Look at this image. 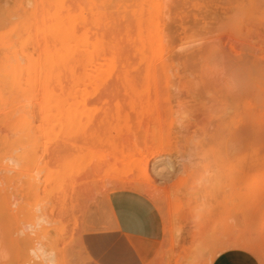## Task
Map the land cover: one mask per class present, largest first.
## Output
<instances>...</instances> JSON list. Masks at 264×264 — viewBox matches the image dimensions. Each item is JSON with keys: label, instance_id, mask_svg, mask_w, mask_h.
<instances>
[{"label": "rangeland", "instance_id": "374dc122", "mask_svg": "<svg viewBox=\"0 0 264 264\" xmlns=\"http://www.w3.org/2000/svg\"><path fill=\"white\" fill-rule=\"evenodd\" d=\"M166 6L131 84L51 100L50 0H0V264H264V0ZM114 189L155 204L160 241L115 235Z\"/></svg>", "mask_w": 264, "mask_h": 264}, {"label": "bare ground", "instance_id": "6f19581e", "mask_svg": "<svg viewBox=\"0 0 264 264\" xmlns=\"http://www.w3.org/2000/svg\"><path fill=\"white\" fill-rule=\"evenodd\" d=\"M124 1L50 0L51 9L47 13L50 18L48 30L52 39V50L50 56H46L50 57L49 69L53 75L59 77V74H64L68 83V87L65 90L60 88L59 93L51 89L52 92L48 94L51 100L94 97L100 93L99 88L115 85V80L123 85L131 84L130 54L126 49H130L131 45L135 52L142 54L151 47L152 36L162 35L163 31L160 33L159 30V22L162 20L159 19H162L161 13L165 12L162 16L167 14L166 8L171 4L166 5L171 0H136L132 9H129L131 4ZM116 3H121L118 8ZM128 13L134 20L128 17ZM125 15L128 22L123 20L126 22L123 29L118 23L122 19H117L124 18ZM42 18V22H45L42 30L46 31L48 22L46 23V18ZM122 40H126L127 44L125 42L122 45ZM160 43L159 38L155 44L153 42L154 46ZM142 59L144 62L145 56ZM142 59L140 58V63ZM104 90L107 92V89Z\"/></svg>", "mask_w": 264, "mask_h": 264}, {"label": "crops", "instance_id": "0c3cea01", "mask_svg": "<svg viewBox=\"0 0 264 264\" xmlns=\"http://www.w3.org/2000/svg\"><path fill=\"white\" fill-rule=\"evenodd\" d=\"M107 207L116 236L133 241L155 243L164 235V225L155 204L143 193L132 189H114L107 196ZM111 264L115 263V250L111 251ZM210 264H259L243 252L223 251Z\"/></svg>", "mask_w": 264, "mask_h": 264}]
</instances>
